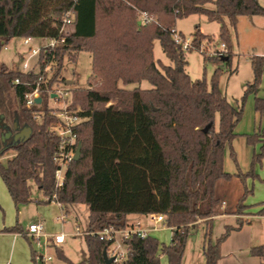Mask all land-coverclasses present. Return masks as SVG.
<instances>
[{
	"label": "trees",
	"instance_id": "trees-1",
	"mask_svg": "<svg viewBox=\"0 0 264 264\" xmlns=\"http://www.w3.org/2000/svg\"><path fill=\"white\" fill-rule=\"evenodd\" d=\"M69 10L74 12V20L72 30L64 35L59 32L57 19ZM140 12L154 16L158 23H141ZM192 14L204 15L220 24L219 38L226 46L222 61L228 66L229 28L235 31L239 16H264V2L0 0V51L15 37L64 36V43L58 44L54 52L56 65L48 87L60 79L65 57L74 61L79 51L91 54L89 87L71 90L70 107L80 105V115L85 117L74 127L81 143L80 158L67 165L60 188L55 186L57 165L53 161L59 137L47 130L54 120L48 106L49 93L43 86L40 107L28 109L25 94L33 90L38 72L24 73L18 63L8 67L0 62V109L5 111L3 92L13 88L20 115L32 128L27 141L12 147L15 155L5 165L0 163V177L16 207L31 201L28 182L32 181L45 197L55 192L64 206L84 204L88 208L83 236L87 256L80 264H105L102 251H107L113 241L100 240L91 232L109 226L124 229L130 214L163 215L165 225L172 230L171 241L162 245L150 235L132 234L122 240L127 248L125 259L114 264H160L158 247L168 264H181L190 229L199 220L204 224V264H217L222 242L244 223L237 219V227L225 225L224 232L212 242L213 217L220 214L221 203L216 196V183L234 177L224 171V147L237 136L234 128L241 119L247 94L255 95V110L264 114V98L256 96L264 56L250 57L252 81L233 105L218 87L220 67L213 71L209 87L204 77L192 80L186 72L185 51L174 43L170 30L177 19ZM208 37L196 26L191 43L198 49L201 41L210 40ZM154 40L159 41L170 64L154 59ZM16 78L19 83L13 84ZM142 80L151 87L126 89L118 85L138 84ZM110 101L113 103L106 106ZM32 110L43 112L41 123L33 119ZM205 127L207 130L203 131ZM259 137L248 135L247 143L254 144ZM262 156L263 152L254 155V161ZM252 175L251 169L235 176L243 181ZM247 193L244 189L239 197L237 211L247 208ZM257 215L264 216V202ZM3 231L21 229L15 225ZM56 253L60 260L69 262L62 251L57 249ZM250 254L264 260V243L251 247ZM31 257L34 264H39L34 250ZM38 259L41 263L42 259Z\"/></svg>",
	"mask_w": 264,
	"mask_h": 264
},
{
	"label": "rangeland",
	"instance_id": "rangeland-1",
	"mask_svg": "<svg viewBox=\"0 0 264 264\" xmlns=\"http://www.w3.org/2000/svg\"><path fill=\"white\" fill-rule=\"evenodd\" d=\"M264 0H259L262 3ZM212 8L213 4H208ZM155 23H158L154 16H151ZM139 18V13H138ZM246 19V18H244ZM247 21V20H246ZM176 29L181 32L185 39H192L193 32L196 26L200 31L208 35L207 39L201 41L200 45L204 47V52L198 49L185 50V59L187 61L186 72L189 77L194 80L204 77L208 87L211 83V77L215 68L220 67L221 73L218 77V87L225 95L227 100L233 105L237 104L244 93L245 85L252 81V68L250 57L252 55H264V20L260 25L252 28L248 26L247 22H241L239 29L234 31L229 28L230 44H231V57L230 64L226 66L222 59L219 57L208 56L210 52L220 50L221 43H224L219 38L220 24L215 21H209L204 15L192 14L176 21ZM23 38L15 37L6 43L0 51V62L6 64L8 67H16L17 63L21 68L23 59L21 57L27 56L28 52L26 46L22 43ZM34 44L39 43V38H31ZM153 57L157 61L168 65L169 59L162 52L158 40L153 41ZM231 71H233L231 73ZM91 75V54L87 51H79L76 59L70 61L68 58L64 59L63 70L59 83L60 87L64 86L66 80H71L72 84L68 90L83 89L89 87V77ZM119 87L131 89L135 86L141 89L150 88L151 85L148 81L142 80L138 84H129L123 86L118 83ZM259 97H264V73L260 83ZM258 96V95H257ZM5 100V111L0 109V123H7L13 125V120L17 115L20 125L25 124L23 117L20 115L18 103L15 98L14 89L10 88L3 92ZM113 101L106 104L109 106ZM53 105V101L50 100ZM255 95L247 94L244 102L243 112L241 119L235 127L237 136L232 140L231 144H226L223 154V168L224 171L230 173L234 177L229 180H219L216 185V196L224 198L226 205L222 207L220 203V214L226 211L227 214L234 217L216 218L212 222L211 240L214 243L217 238L224 232L225 225L233 228L237 227V219L242 220L244 223L240 229H233L227 239L222 242L220 246V259L217 264H259L263 261L258 257H253L249 253L251 246L260 245L264 242V217L257 215L262 202H264V156L258 161H254V155L261 152L264 153V114H259L255 110ZM80 106V105H78ZM7 111H10L8 113ZM258 134L260 137L255 140L254 144H248L246 136ZM15 154V150L10 148L0 155V163L5 165ZM252 169L253 175L246 177L240 181L235 175L242 173L245 174ZM0 181L4 184L2 178ZM28 184L31 186L32 197H39L40 194L35 188L32 181ZM244 189L248 190L245 198V204L249 207L252 216L244 213V210L237 211L236 198ZM243 193V192H242ZM238 201V200H237ZM83 207H85L83 205ZM14 211L16 206L14 204ZM3 214V211L1 210ZM16 213V212H15ZM29 213V212H28ZM219 215V214H218ZM215 217V216H214ZM135 220L129 216L128 223ZM81 229L85 225V218L83 215L79 217ZM204 237V224H197L188 237L187 247L183 258V264H197V257H201ZM154 238L162 245H169L170 231L159 232ZM32 239V238H31ZM29 241L36 245V239ZM63 249L70 256L74 257L80 254L81 250H85V241L82 237L77 236L67 237L63 244ZM34 249V248H33ZM38 250V249H37ZM56 248L51 247L49 252L52 257H57ZM160 264H168L165 255H159ZM42 264V263H39Z\"/></svg>",
	"mask_w": 264,
	"mask_h": 264
},
{
	"label": "built area",
	"instance_id": "built-area-1",
	"mask_svg": "<svg viewBox=\"0 0 264 264\" xmlns=\"http://www.w3.org/2000/svg\"><path fill=\"white\" fill-rule=\"evenodd\" d=\"M74 20V12L69 10L66 11L60 18L57 19L59 24V32L64 35L68 34L72 30V24ZM139 20L141 23H149L154 19L145 12L139 13ZM171 37L175 44L179 45L183 51L191 50L194 48L191 43V39H185L176 27H172L170 30ZM40 42L34 44L31 42V37H24L22 40L23 45L26 46L28 52L27 56L21 57L23 62L21 64L20 70L22 72L34 71L38 72L37 80L34 83V88L31 92L25 94V107L32 109L33 107H40L42 103L41 89L45 86V91L49 93L48 106L51 109L50 114L54 117L48 126L47 130L51 134L59 137V144L53 154V161L57 165L55 172V186L60 188L64 184V174L67 165L73 161L77 145L80 143L77 140V135L74 131V127L85 119L80 113L83 112L80 106L75 108L70 107L71 100V90H68L67 84L64 83L63 87L59 86L62 81L58 79L53 83L52 86L48 87L47 84L52 77L53 69L56 65V60L54 58V52L56 47L60 43H64V36L60 39L58 38H39ZM199 50L204 52V47L199 45ZM226 53V46L221 43V49L210 52L208 56L223 58ZM50 55V57H49ZM42 56L41 63L39 62V57ZM66 58V57H65ZM64 63V62H63ZM41 64L43 65L41 69ZM19 79H14L13 84H18ZM41 98L40 102H37V98ZM50 100L53 101V105L50 104ZM33 119L36 123H41L43 119V112L32 110L31 113ZM46 199L51 203H56L60 205L61 203L57 200V195L55 192ZM151 220L154 223H164V217L161 214H150ZM63 215L59 218L63 219ZM44 226L42 222L36 221L30 223L26 230V235L35 239H39L43 234ZM92 234H97L100 240H111L112 245L107 250L109 256H114V263H119L123 261L126 257V250L122 249V240L128 238L132 234H136L140 237H145L147 235L146 230L140 229L138 227L127 226L124 229H116L112 226L105 227L102 230L91 232ZM52 244H60L64 242L65 233L59 232L50 235Z\"/></svg>",
	"mask_w": 264,
	"mask_h": 264
},
{
	"label": "crops",
	"instance_id": "crops-1",
	"mask_svg": "<svg viewBox=\"0 0 264 264\" xmlns=\"http://www.w3.org/2000/svg\"><path fill=\"white\" fill-rule=\"evenodd\" d=\"M263 20H264V16H239L235 31L239 29L241 22H247L248 26H251L252 28H254L257 25H260ZM261 56H264V55H261ZM263 73H264V69H263ZM262 77H263V74H262ZM68 81H71V80H66L67 84H68ZM259 88L257 89L256 96L260 95ZM234 132H235V128H234ZM35 188L40 194V196L33 198L32 193H31V201L27 204L19 205L18 207H16V211H14V202L12 201V198L10 197L5 184H2V182L0 181V264H34L32 257H31L33 250L36 252V255H37L36 259L38 263H40V260L38 259V257L42 259L41 261L42 264H80L82 263L87 256L86 247H85V250L84 249L81 250L79 255L72 257L67 252L64 251L62 246L65 243L66 238L70 236L73 238L80 236L84 239L83 236L86 232L87 224H88V220H87L88 219V208L84 204H74L71 206H64L62 204L58 205L56 203H51L46 199V197L42 194V192L37 189L36 186ZM242 192L238 194L235 200L236 202L239 199V197L242 195ZM220 200L222 203V207H224L226 205V200L224 198H221ZM83 205L85 207H83ZM1 210L3 211V214L1 213ZM244 213L252 216L248 206L247 208L244 209ZM61 215L64 216L62 220H60L59 218ZM81 215H83L85 218V225L82 227V229L80 228L81 224L79 222V217H81ZM129 216H132L135 219L133 220V222L128 223L129 226L144 229L146 230L147 235H150L152 237H155L156 235H158L159 232L170 231V241H171L172 230L170 227H167L165 223L163 222L154 223L151 220V215L130 214L128 215V218ZM230 216L234 217L233 215L227 214L226 211H222V214H219L213 217V221L216 218H226ZM260 217H264V216H260ZM36 221L42 222L44 226V229H43L44 235H42L38 240L36 239L37 241L36 245L33 244L32 246V242L29 241V238L31 239L32 237L27 236L25 233H26L28 225ZM199 223H202V220H199L198 222H196V224L190 229V231H192V229ZM15 225H18L20 227L21 232L3 231L4 228L13 227ZM59 232L65 233L64 242L60 244H52L50 242L51 240L50 235H53ZM189 235H190V232H189ZM32 239H35V238H32ZM187 242H188V238H187ZM187 242H186V247H187ZM51 247H55L56 249L62 251V253L66 256L69 262H64L60 260L59 258L52 257L51 253L49 252V249ZM250 248H249V253H250ZM122 249L126 250V246L122 245ZM157 252L159 255L160 254L164 255L161 253L160 247H158ZM184 254H185V251H184ZM183 258H184V255H183ZM183 258H182L181 264H183ZM261 262H259V264ZM204 263H205V259H204V255L202 251L201 257H199V255L197 257V264H204Z\"/></svg>",
	"mask_w": 264,
	"mask_h": 264
},
{
	"label": "water",
	"instance_id": "water-1",
	"mask_svg": "<svg viewBox=\"0 0 264 264\" xmlns=\"http://www.w3.org/2000/svg\"><path fill=\"white\" fill-rule=\"evenodd\" d=\"M68 84H72V81H68ZM36 101L40 102L41 98L40 97L37 98ZM206 130L207 128L205 127L203 131ZM31 133H32V128L27 123L23 125L19 124L17 115L13 120L12 126L8 125L7 123H0V140L4 143L8 138L12 139L11 142L4 144L1 147L0 155L4 153L6 150L18 145L19 143H23L27 141L31 136ZM80 152H81V143L77 145L73 160L77 161L80 158ZM102 256L105 261V264H114L115 257L109 256L106 249L102 251Z\"/></svg>",
	"mask_w": 264,
	"mask_h": 264
},
{
	"label": "flooded vegetation",
	"instance_id": "flooded-vegetation-1",
	"mask_svg": "<svg viewBox=\"0 0 264 264\" xmlns=\"http://www.w3.org/2000/svg\"><path fill=\"white\" fill-rule=\"evenodd\" d=\"M11 141H12L11 138H8L4 143L0 140V149H1V147H2L4 144H7V143H9V142H11Z\"/></svg>",
	"mask_w": 264,
	"mask_h": 264
}]
</instances>
